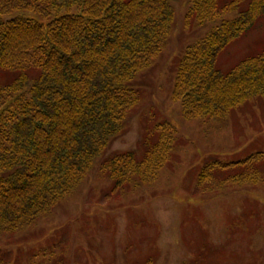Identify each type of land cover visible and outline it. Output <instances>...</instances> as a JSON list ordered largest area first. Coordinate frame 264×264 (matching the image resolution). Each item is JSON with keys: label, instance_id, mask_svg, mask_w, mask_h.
<instances>
[{"label": "trees", "instance_id": "1", "mask_svg": "<svg viewBox=\"0 0 264 264\" xmlns=\"http://www.w3.org/2000/svg\"><path fill=\"white\" fill-rule=\"evenodd\" d=\"M177 1L0 0V233L15 234L51 214L122 133L141 100L134 80L167 45ZM263 17L264 0H189L185 27L214 28L185 47L178 63L171 99L184 120H224L264 97V50L226 74L216 68L226 47ZM175 135L166 121L144 136L141 157H103L99 170L110 193L152 183ZM262 161L260 154L210 161L195 188L204 195L257 184Z\"/></svg>", "mask_w": 264, "mask_h": 264}, {"label": "rangeland", "instance_id": "2", "mask_svg": "<svg viewBox=\"0 0 264 264\" xmlns=\"http://www.w3.org/2000/svg\"><path fill=\"white\" fill-rule=\"evenodd\" d=\"M188 6L189 0L172 3L175 22L167 45L135 78L141 100L122 133L51 214L15 234L0 233V264H264V161L256 167L262 173L257 184L204 195L195 188L210 161L264 156V97L224 120L182 118L171 99L178 63L188 46L214 28L211 23L186 28ZM263 50L264 17L226 47L216 68L226 74ZM166 121L176 128L175 145L154 181H134L110 193L112 183L99 170L102 158L127 151L141 157L144 136Z\"/></svg>", "mask_w": 264, "mask_h": 264}]
</instances>
